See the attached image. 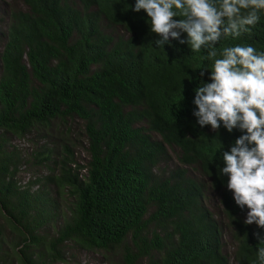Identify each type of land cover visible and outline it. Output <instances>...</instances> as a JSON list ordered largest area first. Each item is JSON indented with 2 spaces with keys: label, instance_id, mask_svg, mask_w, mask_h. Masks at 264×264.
<instances>
[{
  "label": "trees",
  "instance_id": "trees-1",
  "mask_svg": "<svg viewBox=\"0 0 264 264\" xmlns=\"http://www.w3.org/2000/svg\"><path fill=\"white\" fill-rule=\"evenodd\" d=\"M134 4L12 0L6 7L0 264H64L72 249L109 264H259L264 245L255 234L264 237V228L244 224L248 209L220 175L221 152L243 133L223 125L214 132L193 115L194 89L211 83L212 62L175 39L157 48L160 37ZM260 15L251 32L222 37L217 49L246 44L264 52ZM33 133L36 150L10 149V136ZM22 167L32 174L25 188ZM59 221L52 235L41 232Z\"/></svg>",
  "mask_w": 264,
  "mask_h": 264
},
{
  "label": "clouds",
  "instance_id": "clouds-1",
  "mask_svg": "<svg viewBox=\"0 0 264 264\" xmlns=\"http://www.w3.org/2000/svg\"><path fill=\"white\" fill-rule=\"evenodd\" d=\"M131 10L146 13L151 32L160 37L154 41L157 48L171 38L187 43L192 52L206 51L211 83L194 89L193 115L214 132L223 125L229 133H243L221 152L220 175L228 176L236 205L248 209L244 224L264 228V52L246 44L216 47L222 37L251 32L264 12V0H135ZM255 235L264 245V237ZM257 260L264 264V246Z\"/></svg>",
  "mask_w": 264,
  "mask_h": 264
},
{
  "label": "rangeland",
  "instance_id": "rangeland-1",
  "mask_svg": "<svg viewBox=\"0 0 264 264\" xmlns=\"http://www.w3.org/2000/svg\"><path fill=\"white\" fill-rule=\"evenodd\" d=\"M12 3V0H0V32L2 34L1 40H0V55L3 52L4 44L6 42V34H4L7 30L8 26V16L6 14V7L9 6V4ZM79 131V129H77ZM39 133H33L23 138H17L10 136V142H11V148L10 149H18L19 152L23 156H26L29 152H33L36 150L41 142H39ZM79 134H77L78 136ZM79 157L80 159L84 160L86 158V152L84 150H79ZM32 178V174L28 171V168L22 167L20 174L18 176V181L21 183V186L23 188L26 187V183H28ZM6 224H8L6 222ZM59 222L51 223L47 228L43 229L41 232L44 235L50 236L52 235L57 227H59ZM9 238L7 239V242L10 243L15 237V234L11 231H8ZM69 244H66L65 248L68 249ZM6 248L8 246L6 245ZM72 254V255H71ZM71 255L67 263L64 264H109L107 262H103V255H98L94 252H88L83 250H75L72 249L69 251L68 256Z\"/></svg>",
  "mask_w": 264,
  "mask_h": 264
}]
</instances>
